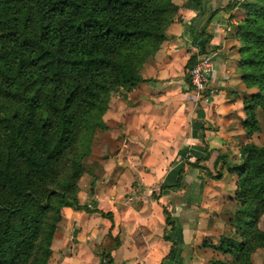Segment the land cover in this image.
I'll use <instances>...</instances> for the list:
<instances>
[{
    "label": "trees",
    "instance_id": "16d2710c",
    "mask_svg": "<svg viewBox=\"0 0 264 264\" xmlns=\"http://www.w3.org/2000/svg\"><path fill=\"white\" fill-rule=\"evenodd\" d=\"M241 5L236 66L255 91L241 98L240 125L250 135L259 128L256 109L264 111V0ZM177 7L173 0H0V264H47L61 208L84 207L77 179L94 131L106 128L111 89L146 80L142 65L166 38ZM203 48L200 54L209 51ZM238 153L230 167L237 207L217 242L201 243L228 257L210 264H251L264 241L256 225L264 213V139L240 144ZM182 170L183 162L174 187ZM118 242L110 233L102 237L103 264H111Z\"/></svg>",
    "mask_w": 264,
    "mask_h": 264
},
{
    "label": "crops",
    "instance_id": "0c3cea01",
    "mask_svg": "<svg viewBox=\"0 0 264 264\" xmlns=\"http://www.w3.org/2000/svg\"><path fill=\"white\" fill-rule=\"evenodd\" d=\"M173 1L178 7L166 38L140 70L146 80L119 96L110 92L95 165L101 175L96 169L81 175L77 198L84 207L61 208L47 264H103L106 233L119 241L111 264H210L216 257L201 243L206 237L215 243L221 220L237 206L226 154H239L234 143L244 133L233 9L221 0ZM202 48L217 50L210 83L221 91L208 102L196 100L184 79V64ZM195 158L199 166L184 162ZM216 170L219 177L212 176Z\"/></svg>",
    "mask_w": 264,
    "mask_h": 264
},
{
    "label": "rangeland",
    "instance_id": "374dc122",
    "mask_svg": "<svg viewBox=\"0 0 264 264\" xmlns=\"http://www.w3.org/2000/svg\"><path fill=\"white\" fill-rule=\"evenodd\" d=\"M221 1L226 3L225 5H228V3L231 4V6L229 5L230 7L228 9H230V10L233 9V14L230 17H232L233 18V22H235L231 26V32L233 31V33H235V27H234L235 24L237 25L238 22L241 19H243L244 16H245V8L243 7V5H241V2L248 1V0H221ZM226 20H227V18H226ZM228 26H226V27H228ZM226 27H225V30H228L229 28L227 29ZM236 39L238 40V42L236 43V47H237V50H238L240 42H239V39H238L237 36H236ZM238 52H239V50H238ZM238 54H239V56L236 58V63H237V61H238V59L240 57V53H238ZM199 55H200V53H199ZM239 73H240V71H239ZM239 77H240L241 82L244 84V82L241 79V73L239 74ZM244 87H245V85H244ZM124 91H128V90H125L123 87H115V88L111 89V94L119 96V94L120 93L121 94L124 93ZM253 91H255V87H250V88L249 87H245V89L241 90V94L242 95H246V94H248L250 92H253ZM256 114H257V119H258V122H259L258 130H255L250 135H246V133H243L242 134V140H241V138H239V140H237V144H236V141H235L234 147H236V146L239 147L240 144H242L244 142H247V141H253V142L257 143V144H261L262 143V141L264 139V111L261 110L260 108H257L256 109ZM102 131H103V129L97 128L94 131V133H93V136H92L91 142H90V151H89L88 155H86L83 158V166H84V169L86 171H88V169H90V170L91 169L92 170L96 169L95 165L99 164L98 163L99 162V157L98 156L100 155V153H99L100 143L99 142H100V140H102V136H101V132ZM226 155L228 157L227 160H229V162H230V163H227V165L228 164L234 165V164H236V161L238 162V160H239V156L237 155V153L236 152H232L231 149ZM213 170H215V169H213ZM86 171H84V172H86ZM83 173L81 175H83L84 178H86V176H85L86 174L84 175ZM95 173H98V175H97L98 177L101 175V172H99L98 169H96ZM81 175L77 179L78 190H79V187H80V177H82ZM153 188L154 187L148 188L147 191H150V192L152 191L153 194L155 195L156 191H154ZM233 197H234V194H233ZM236 205H237V202H236ZM234 210H233V212H234ZM233 212L226 219L221 220L222 225H223V223L228 221L230 218H232ZM256 225H257V227L259 229L264 231V213L259 215ZM221 229H222V226H221ZM220 233H221V230H220ZM219 234H218V236H219ZM218 236H216L215 243L217 242ZM236 238H238V236H236ZM206 241L212 242L210 240V238H208V237H206ZM207 247H209L212 250V252L214 253L213 255L216 256V258H227L228 257L226 254H221L219 251L214 250L210 246H207ZM250 261H251V264H264V241L262 242L261 245H258V246H256L253 249V251L250 254Z\"/></svg>",
    "mask_w": 264,
    "mask_h": 264
},
{
    "label": "built area",
    "instance_id": "2783aa9c",
    "mask_svg": "<svg viewBox=\"0 0 264 264\" xmlns=\"http://www.w3.org/2000/svg\"><path fill=\"white\" fill-rule=\"evenodd\" d=\"M217 54L216 49H210L204 54H200L187 70L189 82L194 98L203 102H208L214 92H220V88L212 86L210 79L213 72V60ZM134 264H142L137 261Z\"/></svg>",
    "mask_w": 264,
    "mask_h": 264
}]
</instances>
